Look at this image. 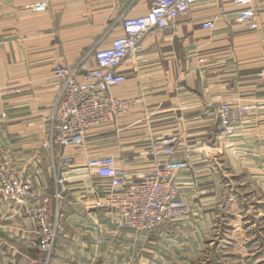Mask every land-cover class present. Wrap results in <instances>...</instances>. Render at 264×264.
<instances>
[{"label":"crops","instance_id":"1","mask_svg":"<svg viewBox=\"0 0 264 264\" xmlns=\"http://www.w3.org/2000/svg\"><path fill=\"white\" fill-rule=\"evenodd\" d=\"M39 3L48 9L34 12ZM151 3L0 0V165L39 195L59 189L41 147L60 90L54 67L84 58L94 67V52L123 37V21L147 15ZM250 5L256 30L239 23L243 7L234 0H214L149 33L140 57L119 69L126 83L110 92L136 105L91 132L85 145L93 151L66 150L84 162L115 156L128 180L139 181L155 168L154 143L176 137L174 160L190 165L177 178L188 215L152 234L119 228L115 212L93 205L110 193L107 182L80 164L65 173L54 264H264V0ZM226 101L253 106L232 137L218 119ZM27 208L0 199V264L41 257Z\"/></svg>","mask_w":264,"mask_h":264},{"label":"built area","instance_id":"2","mask_svg":"<svg viewBox=\"0 0 264 264\" xmlns=\"http://www.w3.org/2000/svg\"><path fill=\"white\" fill-rule=\"evenodd\" d=\"M211 1L214 0H152L147 15L123 21V37L114 40L108 48L94 52V67L89 66L85 58L74 67L60 64L54 67L53 75L60 83V90L47 137L41 144L52 156L53 171L60 188L53 198L57 205L54 211L50 209V196L39 195L30 182L22 180L5 165L0 166V199L8 204L27 206V213L37 225L41 257L30 259L28 264H54L62 227L59 204L64 200L62 195L68 191L65 173L77 168V157L66 154V150L84 147L94 129L106 124L110 118L126 116L136 105L135 100H122L110 94L113 88L127 81L119 71L120 67L128 60L140 57L144 51L142 41L149 33L170 27L181 16L189 14L195 5ZM234 1L243 7L239 12V23L256 30L258 8L250 5L251 0ZM31 9L43 13L48 6L39 3ZM214 27L213 22L204 24L205 29ZM3 43L0 35V46ZM252 110L251 105H234L227 101L221 104L218 119L225 136H234ZM177 145L176 137L155 142L149 150L155 157V168L139 181L128 180L115 156H87L84 168L106 181L110 190L106 196L95 200L94 207L115 212L116 226L135 234H152L186 217L189 208L179 193L177 178L190 165L174 160Z\"/></svg>","mask_w":264,"mask_h":264},{"label":"rangeland","instance_id":"3","mask_svg":"<svg viewBox=\"0 0 264 264\" xmlns=\"http://www.w3.org/2000/svg\"><path fill=\"white\" fill-rule=\"evenodd\" d=\"M85 146H86V145H85ZM85 146H84V147H81L80 149H74V150H75V151H78V153L81 154V153L84 152L85 150H86V151H93V149H94V148H88V149H87V147H88L89 145H87L86 147H85ZM90 146H91V145H90ZM78 157H79V158L77 159V161H78V162H77V163H78V164H77V167H78V165H80V164H83L82 167H84V161H83V159H82V161H81V156H78ZM83 158H84V157H83ZM0 166H2V165H0ZM65 185L67 186L66 183H65ZM59 189H60V188H59ZM66 193H67V192H66ZM66 193H64V194L62 195L64 199L66 198V196H65ZM50 197H51V196H50ZM53 198H54V196H53ZM53 198L51 197V199H53ZM33 259H37V258H33Z\"/></svg>","mask_w":264,"mask_h":264},{"label":"trees","instance_id":"4","mask_svg":"<svg viewBox=\"0 0 264 264\" xmlns=\"http://www.w3.org/2000/svg\"><path fill=\"white\" fill-rule=\"evenodd\" d=\"M50 209H51V211H54V210H53V206H52V202H51V205H50Z\"/></svg>","mask_w":264,"mask_h":264}]
</instances>
